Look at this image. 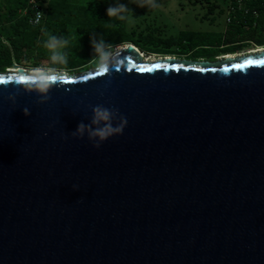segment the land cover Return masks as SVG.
Segmentation results:
<instances>
[{
  "label": "water",
  "instance_id": "1",
  "mask_svg": "<svg viewBox=\"0 0 264 264\" xmlns=\"http://www.w3.org/2000/svg\"><path fill=\"white\" fill-rule=\"evenodd\" d=\"M114 53L44 103L0 84V264H264V51ZM96 105L127 120L99 148L71 135Z\"/></svg>",
  "mask_w": 264,
  "mask_h": 264
},
{
  "label": "trees",
  "instance_id": "2",
  "mask_svg": "<svg viewBox=\"0 0 264 264\" xmlns=\"http://www.w3.org/2000/svg\"><path fill=\"white\" fill-rule=\"evenodd\" d=\"M137 3L138 0H0V72L9 67H22L31 60L45 67L61 68L71 73L87 70L94 66L91 63L93 37L97 40L103 37L112 48L131 43L148 54L176 53L187 55L193 61L202 57L196 54L199 50L208 51L211 45L215 46L212 59L239 52L245 44L264 46V0L210 1L207 6L209 15L214 10L224 14L227 9L225 28L214 44L207 39L206 43L186 52L180 49H184L185 41L182 39L189 36L194 42L196 39L203 40V32H197V36L191 38L194 33L180 30L177 43L172 37L159 38L157 29L153 27L145 26L136 32L130 21L141 12ZM117 4H125L132 10L133 15L128 21L107 16V8ZM37 9L44 14L39 22L45 23L41 27L38 22V28H33L36 25H31L30 18ZM42 28L57 37H77V41L67 49L68 63L65 69L50 61L51 53L42 46ZM175 44L179 47L174 48Z\"/></svg>",
  "mask_w": 264,
  "mask_h": 264
},
{
  "label": "clouds",
  "instance_id": "3",
  "mask_svg": "<svg viewBox=\"0 0 264 264\" xmlns=\"http://www.w3.org/2000/svg\"><path fill=\"white\" fill-rule=\"evenodd\" d=\"M136 5L141 8L155 9L160 7V5L156 3V0H138ZM106 14L110 18L115 17L121 21H128L133 15V12L125 4H117L110 5L106 10ZM43 17L44 14L42 12H36L37 23ZM41 32L42 36L44 37L42 46L51 53L50 61L53 65H61L65 69V66L68 63L67 49L77 41V37L75 35H70L68 37H57L44 28L41 29ZM91 44L94 53L91 63L94 65L96 74H109L110 67H114L116 71H120V68L124 65V61L116 58L115 53L112 51L111 44L106 43L103 37H101L99 40L93 37ZM120 46L122 45H119L118 47ZM258 46L259 45H253L252 47L248 48L247 51L255 50L256 48L260 47L264 48V46ZM136 48L139 49L138 47ZM139 51L141 52L142 56H144L143 51L140 49ZM128 67L130 70L131 66L128 65ZM11 68L17 69L19 67ZM69 82L71 81L67 73L65 74L64 70L61 68L52 67L48 69L37 68L32 74H17L15 76L9 75L6 78L0 76V84L14 83L19 86L23 85L22 90L24 92H37V95L40 97L38 101L39 103H44L50 99L48 93L54 86L63 85ZM9 99L14 102L15 95L9 96ZM23 111L25 115H30V112L27 108L23 109ZM117 115H119L120 123L114 126L113 120ZM126 124V118L119 113L118 109L108 108L103 105H96L92 108L90 124L86 125L83 122H80L76 130L71 135L73 137L83 138L85 131H87L89 138L95 141L94 147L99 148L101 141L108 139L110 136L122 134Z\"/></svg>",
  "mask_w": 264,
  "mask_h": 264
},
{
  "label": "rangeland",
  "instance_id": "4",
  "mask_svg": "<svg viewBox=\"0 0 264 264\" xmlns=\"http://www.w3.org/2000/svg\"><path fill=\"white\" fill-rule=\"evenodd\" d=\"M210 1L212 0H156V3L160 5L158 8H141V12L135 15L134 18L131 19L130 24L132 25V29H135L136 32L140 31V29L144 28L145 26H148L149 28L153 27L157 29V34L159 35V38L165 39L167 37H172L175 43H177L178 39V33L180 30L188 31L189 33H194V35H191L193 37L197 36V32H203L202 35L203 40H197L191 41L189 36L184 37L182 40L185 41V44H183L184 49L180 48L181 51L186 52L189 51L192 48H196V45L206 43L205 41L209 39V43L214 44V42L217 41V39L220 36L221 31L225 28V20H226V12L224 14H218L217 11L214 10L213 14L209 15L207 13V6L210 4ZM212 19V21H211ZM40 23V22H39ZM45 21H42L40 23V26L43 27ZM129 24V25H130ZM33 28H38L39 25L31 23ZM130 30V28H129ZM137 36V35H136ZM201 46V45H199ZM253 45L245 44L244 47L239 52L227 54V55H233V54H240L247 52V49L252 47ZM174 48H177V44L173 46ZM214 45L209 46L210 50L204 51L199 50L198 53L202 55L201 58H197V61H215L222 59L225 55H219L214 57L213 59L211 56L214 51ZM118 46H114L112 48L113 52H116ZM199 48V47H198ZM144 53V59L146 57H149L148 61L157 60L159 58L164 57H170L175 59H189L187 55H178L176 53L171 54H155L151 53L148 54L146 52ZM252 55V54H244V56ZM243 56V55H242ZM159 57V58H158ZM210 60H209V59ZM25 65L22 66V68L27 72H33L35 69H48L50 67H45L42 65H39L37 63H34V61H29L27 63H24ZM16 68V67H15ZM19 68H21L19 66ZM56 68V67H52ZM93 67H90L89 69H93ZM10 69H13L11 67L6 68L4 72L12 71ZM63 70V69H62ZM67 74H77L79 72H69L67 70H64ZM81 72V71H80Z\"/></svg>",
  "mask_w": 264,
  "mask_h": 264
},
{
  "label": "bare ground",
  "instance_id": "5",
  "mask_svg": "<svg viewBox=\"0 0 264 264\" xmlns=\"http://www.w3.org/2000/svg\"><path fill=\"white\" fill-rule=\"evenodd\" d=\"M119 46V45H118ZM258 47H260V46H258ZM261 51H264V48H262V47H260V48H256L255 50H249V51H247V52H245V53H240V54H233V55H226V57H240V56H244V54H256V53H259V52H261ZM246 56V55H245ZM144 57V56H143ZM149 57H146L145 59H143V60H145V61H147V60H149L148 59ZM159 58V57H158ZM153 60V59H152ZM10 70H12V71H14V70H16V69H10Z\"/></svg>",
  "mask_w": 264,
  "mask_h": 264
},
{
  "label": "snow or ice",
  "instance_id": "6",
  "mask_svg": "<svg viewBox=\"0 0 264 264\" xmlns=\"http://www.w3.org/2000/svg\"><path fill=\"white\" fill-rule=\"evenodd\" d=\"M249 64L252 63L251 61L248 62ZM261 63H264V61H261ZM244 65H241L243 67ZM154 67H160V65H155ZM140 71H151L152 68H140Z\"/></svg>",
  "mask_w": 264,
  "mask_h": 264
},
{
  "label": "built area",
  "instance_id": "7",
  "mask_svg": "<svg viewBox=\"0 0 264 264\" xmlns=\"http://www.w3.org/2000/svg\"><path fill=\"white\" fill-rule=\"evenodd\" d=\"M239 2H241V0H239ZM37 11L41 12L39 9H37V10L35 11L34 16L30 18V22L33 23V24H37V21H36V12H37Z\"/></svg>",
  "mask_w": 264,
  "mask_h": 264
}]
</instances>
